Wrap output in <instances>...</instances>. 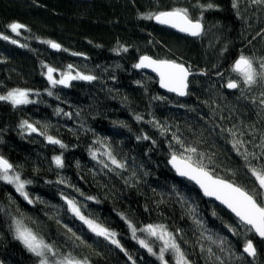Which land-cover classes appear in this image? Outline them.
Here are the masks:
<instances>
[{
  "label": "trees",
  "instance_id": "16d2710c",
  "mask_svg": "<svg viewBox=\"0 0 264 264\" xmlns=\"http://www.w3.org/2000/svg\"><path fill=\"white\" fill-rule=\"evenodd\" d=\"M174 8L201 20L200 37L145 18ZM13 23L24 27L13 32ZM241 55L260 70L264 3L256 0H0V94L21 89L37 97L22 106L0 101V156L31 197L0 179V264H40L17 239L18 223L51 245L49 264L66 257L161 264L139 243L148 225L172 234L190 264H264V240L168 165L173 154L191 156L264 200L251 171L264 168V79L244 83L233 70ZM143 56L189 67L188 97L166 94L156 77L138 72ZM49 67L96 79L52 86ZM67 200L120 246L91 231ZM249 240L252 259L243 252Z\"/></svg>",
  "mask_w": 264,
  "mask_h": 264
},
{
  "label": "snow or ice",
  "instance_id": "6c2138e0",
  "mask_svg": "<svg viewBox=\"0 0 264 264\" xmlns=\"http://www.w3.org/2000/svg\"><path fill=\"white\" fill-rule=\"evenodd\" d=\"M256 2L264 3V0H256ZM201 7H203V5H201ZM208 7L210 8L212 5L209 4ZM145 18L149 20L154 19L159 24L168 25L172 28L178 29L180 32L187 33L194 37L200 36L203 31L201 20L199 18H191L189 11L186 8H174L168 11H160L158 13L148 14ZM23 27L24 26L19 23H13L10 25L13 32H17ZM3 38L8 39L7 36H4ZM13 43H15V41H13ZM47 43H49L54 49H59L61 47L59 44L51 41H48ZM68 67L71 69L72 66L69 65ZM135 67L152 68L153 71L159 74L161 87L166 88L171 92H175L180 96L188 94L186 89L188 87V77L191 75V72L190 69L185 67L182 63L163 59L157 60L149 56H143ZM233 70L243 77V81L247 85L255 84L257 77L264 79V62L260 64V70L258 71L257 68L253 66L252 59L244 55H241L235 62ZM55 71L56 70L51 67L47 69L48 80L53 85H67L71 80L91 81L96 79L94 76L83 75L81 73L72 75L71 71H68L67 73L62 74L61 79L56 80L53 76ZM227 87L235 89L238 88L239 85L236 82H229ZM49 95H51V93H49ZM28 96L29 92L27 90L14 89L6 96H0V100L10 101L13 105H21L31 103ZM24 124L27 125L31 131H36V129L32 125L27 124L26 121ZM48 140L53 144L61 143L59 140L52 137H48ZM237 143L239 142L237 141ZM61 146L63 147V145ZM186 151L195 153L196 149L189 148L186 149ZM54 160L58 167H63V161L60 156L55 157ZM171 162L179 175L194 180L203 189L206 196H214L217 200H220L222 204L226 205L227 208L235 214L242 225L246 226L249 231H254L259 237L264 238V200L258 201L253 193L245 191L241 187L222 178L213 177V175L207 171L201 163L194 161L191 156L177 157L173 154ZM112 163L117 164V161L113 158ZM12 168L13 165L0 156V179L15 184L17 191L27 198V193L24 191L25 182L21 181L18 174L14 176L9 175ZM251 171L253 176H255L260 189L264 190V168L259 170L252 168ZM67 203L71 206L73 213L84 221L91 231L98 236H103L106 239H109L111 243L118 247L120 246L119 241L114 239L115 233L109 232L107 229L102 228L93 221L85 218L72 200H68ZM16 231L17 239L21 240L36 256L41 257L40 264H49L47 254L50 253L53 257L56 255L51 245L45 244L42 240H39L36 235L31 231L22 228L19 223L17 224ZM132 231L135 236L136 229L134 227L132 228ZM143 231H147L150 235L163 241L164 247L160 250L159 259H164V251L166 249H172L177 254V264H188L179 245L176 243L175 238L172 234L167 233L162 226L148 225ZM139 243L147 248L150 253L153 252V249L149 247L145 240H140ZM244 252L248 253L250 256L256 255V249L251 240L247 241L244 246ZM54 264H87V261H80L71 257H66L63 260L55 261ZM164 264H167V261H164Z\"/></svg>",
  "mask_w": 264,
  "mask_h": 264
},
{
  "label": "water",
  "instance_id": "95a60500",
  "mask_svg": "<svg viewBox=\"0 0 264 264\" xmlns=\"http://www.w3.org/2000/svg\"><path fill=\"white\" fill-rule=\"evenodd\" d=\"M74 1H86V0H74ZM154 22H155V24L157 25V26H159V27H162V28H165V29H168V30H170V31H172V32H175V33H177V34H180V35H184V36H187V37H189V38H198V37H200V36H191V35H189V34H187V33H183V32H180L178 29H175V28H172V27H170V26H168V25H162V24H159L156 20H154ZM203 32V31H202ZM202 34V33H201ZM50 49L53 51V52H57V53H59L60 51H61V47L59 48V49H54V48H52L51 47V45H50ZM150 57V56H149ZM152 58V57H151ZM141 59V58H140ZM154 59V58H153ZM238 60V59H237ZM236 60V61H237ZM140 61V60H139ZM139 61H138V63H139ZM235 61V62H236ZM137 63V64H138ZM177 63V62H176ZM184 65V64H183ZM234 65H235V63H234ZM234 65H233V68H234ZM185 67H187L186 65H184ZM187 68H189V67H187ZM190 69V68H189ZM136 70L138 71V72H144V73H146V74H149V75H152V76H154V77H156L157 78V80H158V84H159V88L164 92V93H166V94H169V95H171V96H174V97H177V98H179V99H181V100H184V99H186L187 97H188V94H189V80H190V77H191V75H192V70L190 69V72H191V75H189V77H188V87H187V89H186V91H187V95H184V96H180V95H178L177 93H175V92H171V91H169L168 89H166V88H163V87H161V85H160V77H159V74L157 73V72H155V71H153V69L152 68H137L136 67ZM75 80H71L67 85H64L65 87H69L73 82H74ZM177 156V155H176ZM177 157H179V156H177ZM171 160H172V157L169 159V161H168V165H169V167H170V169L172 170V172L178 177V178H180V179H183V180H185V181H187V182H189V183H191L192 185H194L199 191H200V193L202 194V197L205 199V200H207V201H210V202H213L214 204H216L217 206H219V207H221V208H223L226 212H228L229 214H231L236 220H238L239 221V219L235 216V214L229 209V208H227V206L226 205H224V204H222L221 203V201L220 200H217L214 196H206L205 194H204V192H203V189L199 186V184H197L194 180H191V179H189L188 177H185V176H181V175H179V173L176 171V168L173 166V164H172V162H171ZM13 171V168H12V170L10 171V173ZM212 174V173H211ZM213 175V174H212ZM213 177H216V176H214L213 175ZM216 178H218V177H216ZM225 180V179H224ZM227 181V180H226ZM228 182H230V181H228ZM230 183H232V182H230ZM234 184V183H233ZM240 222V221H239ZM254 232V231H253ZM254 234H255V236L257 237V239L258 240H260V241H263L264 240V238H261V237H259L255 232H254ZM254 245V244H253ZM255 247V246H254ZM256 249V248H255ZM243 252H244V250H243ZM244 254L248 257V258H250V259H252V258H254L255 256H250L248 253H246V252H244ZM256 254H257V250H256Z\"/></svg>",
  "mask_w": 264,
  "mask_h": 264
},
{
  "label": "rangeland",
  "instance_id": "374dc122",
  "mask_svg": "<svg viewBox=\"0 0 264 264\" xmlns=\"http://www.w3.org/2000/svg\"><path fill=\"white\" fill-rule=\"evenodd\" d=\"M68 71H63V70H56L54 73H53V76H54V78L56 79V80H59V79H61V77H62V74H65V73H67ZM72 73V72H71ZM72 75H76V74H74V73H72ZM47 78H48V75H47ZM83 81H85V80H83ZM51 83V82H50ZM51 85L53 86V84L51 83ZM59 85H61V86H63V84H56L55 86H59ZM29 92V91H28ZM8 94V93H7ZM7 94H0V96H6ZM36 94H34V93H32V92H29V96H28V99L31 101V103L32 102H34V101H36V96H35ZM0 101H3V100H0ZM3 102H8V103H11L10 101H3ZM12 104V103H11ZM28 104H30V103H26V104H21V105H14V106H22V105H28ZM9 175H13L14 176V174H11V173H9ZM3 180V179H2ZM3 181H5V180H3ZM5 182H7V181H5ZM8 183V182H7ZM9 184H11L15 189H16V186H15V184H12V183H9ZM17 190V189H16ZM24 191L27 193V200L28 201H31V197H30V195H29V193L27 192V190H26V188L24 187ZM264 191V190H263ZM19 192V191H18ZM20 193V192H19ZM21 194V193H20ZM22 195V194H21ZM24 196V195H23ZM25 197V196H24ZM68 201V200H67ZM69 207H70V210H71V206L69 205ZM72 211V210H71ZM73 212V211H72ZM98 225V224H97ZM22 227V226H21ZM101 227V226H100ZM22 228H24V227H22ZM103 228V227H102ZM16 229H17V227H16ZM144 232V234L146 235V236H148V239L147 240H157L159 243H160V245H161V247L157 250L153 245H151V244H149L148 242H147V240L146 239H144V238H142L141 240H145V242L149 245V247H151L152 249H153V252H152V254L153 253H155V254H153V255H155V257L160 261V263L161 264H164V261H167V264H177V254L172 250V249H166L165 251H164V259L163 260H161V259H159L158 257H159V255H160V250H161V248L162 247H164V243H163V241L162 240H160V239H158L157 237H155V236H152V235H150L147 231H143ZM167 232V231H166ZM167 233H169V232H167ZM16 234H17V231H16ZM114 239H116V236L114 237ZM23 243V242H22ZM24 244V243H23ZM25 245V244H24ZM147 249V248H146ZM47 255H51L50 253H48ZM185 258V257H184ZM186 260V259H185ZM187 261V260H186ZM188 262V261H187ZM188 264H190L189 262H188Z\"/></svg>",
  "mask_w": 264,
  "mask_h": 264
}]
</instances>
